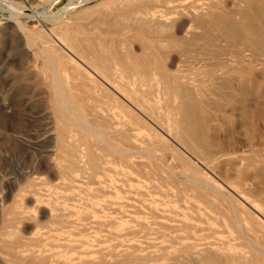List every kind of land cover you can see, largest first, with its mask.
<instances>
[{"label": "rangeland", "instance_id": "obj_1", "mask_svg": "<svg viewBox=\"0 0 264 264\" xmlns=\"http://www.w3.org/2000/svg\"><path fill=\"white\" fill-rule=\"evenodd\" d=\"M200 1L203 2V0H196V3H200ZM165 3L167 4V0H0V264H49L50 261H51L50 262L51 264H97V263L98 264H108V263L109 264H116V263H118V264L119 263H121V264H130V263L131 264H147V263H149V264H169V263L174 264V263H180L181 259L184 260L183 257H181V256L187 255L191 251L194 252L196 250H201L203 247L206 248L207 246H210V245H218L219 244L220 246H223L226 244L227 238L221 237L218 235L216 238V234H214L210 229V228L216 229V230L225 229V231L227 230L226 227H224V226H226V225H224L225 223H223L221 221V219H219L216 216V214L213 215L214 212L212 211V207H211L212 201L214 200L215 202L214 201L213 202L217 203L218 199L220 201V203H218V204L219 205L223 204V205H221V207L223 209L229 206V204L227 202H225L226 200H223L220 197H218V196H221V194H222L221 191L228 193V196L232 197L231 207L243 219V223H244L245 227L247 229H250V230L255 229V228L258 229L257 222L253 218V217H256L254 213H256L257 211H254L253 209H251L249 207V205L245 202H244V204H240V203L238 204V202L233 199V197L234 196L237 197V195L231 191L227 192V190L222 188V186H219V183L222 185H224V183H228V184L230 183L231 185L235 186L237 188V190L239 188V191L241 188L240 185L248 184L246 186H243V187H245L244 191H243V187L241 188L242 191L245 193L247 192V194L249 196H251V199L252 198H253V200L257 199L258 203L262 199L264 200V172L261 174L262 177H259V175L256 176V169L260 166H264V156L261 154V155L253 157V156H251V154L249 152H246V153L241 152V149L242 150L247 149L246 144L248 141V137L254 138V136L256 134H258L260 136V133H261L262 136H260V137H258V135H256V136H257V138H261L260 140H262V139L264 140V137H263L264 136V125H263L264 124L263 123V121H264L263 120V117H264V75H263L262 71H260V70L258 71V73L256 75L251 76L247 80L246 86L247 87L250 86V88L249 89L247 87H245V88H247L246 91L248 90L247 93H251L252 91H254V93L256 94V95L253 94V92L251 94L255 100L258 99L257 101L259 103V104H257V102L255 101L254 108L258 107L257 108L258 113H256L257 109H255L256 111L255 110L254 111H255V114H257L256 118L258 119V117L262 116V119L259 118L258 119L259 122L258 121H255V122H257L259 124L261 123L262 125H259V124L257 125V123H255L253 121V124L254 123L255 124L254 125L252 124V125H253V127L254 126L256 127V128L254 127L255 129H253V132H252V129H249L248 131L246 129V131L243 130V132H245V134H243V132H241V130L238 128V126H236V121H235L236 118H234V116H230L228 118H225L224 121L222 120L220 123L223 127L222 128L223 131L220 132V134H219L220 146H222L221 148H224V149L227 148L225 150L226 152H228L229 151L228 149H230L229 152H232V150L235 147L234 150L239 151V152L237 151L236 154L231 153V154H229V156L228 155H221L218 158H215L214 156H208V158L204 159V157L202 158L203 155L201 156V153L197 152V154L195 153V156H194V154L192 152H196V151H194L193 149H189L186 146H183L179 141H176V140L171 139L169 137H167L168 139H165L164 137L161 139V136L158 135V136H160L159 140H158L157 136L155 137L154 134H151L150 135L151 138L154 136L151 139L150 136L146 134L147 131L145 129L141 130V132H139V133L137 132L136 142L138 143L139 139H140V142L138 143L139 146L141 148H145L147 150L149 149L148 151H150V152L143 151L145 149L135 150L132 148V143L130 141H128V139H125L122 136V134H124L123 131L126 128V119L124 117H119L120 119H116L115 120L116 122L114 121V124L116 125V123H117V125H118V126L114 125V130H113V128L106 129V127L101 126V125H99V128L101 129V127H102L103 129H101V130L108 132V137L110 138L112 143L115 144L114 145L115 147H117V148H121V147L122 148H128V149H130L129 150L130 154L126 153L124 155V154H118V153H115V152L113 153V152L109 151V149H107L103 143L98 141L96 138H95L96 139L95 140L93 136H91L93 139L91 137L87 138L88 135L86 136V133L82 132L83 130H85L83 126H80L81 129H78L79 126H77L76 123L75 124L71 123L70 121L68 124L69 126L67 125V131H66L67 136H65V143L67 146L65 151H66V155L67 156L69 155L68 156L69 158L66 155H64L65 152L62 153V150L59 149V137H57L58 134H56L58 132L57 131V122L58 121H57L56 111H55L54 105L52 103V98H51L52 97V92H51L52 86L50 84H52V79H51V74L49 73V71L47 70V68L43 62V55L40 52V49L42 47H44L49 52V54L51 56L55 57L58 60V62H60V65H62V68L64 67L67 70V73H66L65 78H64V84H65L66 88L68 89L70 99L73 100V102L75 104L77 114L80 117H83L85 115L90 121L100 120L96 116V114L94 113V110L92 109V107H93L92 103L90 101H88V102L85 101V100H87L89 94L85 88L86 87L85 86L86 80L84 78V73L82 71L76 70L74 68V65L67 62L68 61L67 54L63 53L60 49H58L55 46V44L57 43V41L55 40V33L57 35H59L60 37H63V39L66 38L65 42H68V44H70L72 46H77L78 44H79L78 46H80V45H84V46L98 45L101 47H108L109 46V48H113V49H118V50L124 49V50H127L129 52L133 51L132 53H136V52L139 53V51L141 50L140 48H141L142 43H143L142 40H143V38L144 39L146 38L147 30L152 25L157 24L155 21V18L158 15V13L160 12V10L165 11V6H166ZM155 7H157V8H155ZM162 8H164V9H162ZM157 11H159V12L157 13ZM151 12L152 13L156 12V14L155 13L152 14ZM147 18H149V19H147ZM150 20H152V21H150ZM120 25H122V26H120ZM183 26H182V29L185 28V26L184 27ZM134 28H136L135 31L132 30ZM169 30L171 32L174 31L173 28H169ZM134 34H135V36H134ZM138 34H140V35L138 36ZM178 35L182 36L181 34H178ZM178 35H177V37H179ZM113 37H115L116 39ZM134 37L137 39V44L135 43L136 39H134ZM89 38H91V39H89ZM178 39H180V37ZM127 47H128V49H126ZM179 48H181V47H179ZM195 48L193 47L191 49V53H190L191 55H195V54L199 53L200 47L195 46ZM193 49H194V51H193ZM197 49H198V51H197ZM200 51H201V49H200ZM181 66L179 65V67H178L180 70L182 69L181 71L189 70L191 67L190 64H185V65H181ZM187 67H189V68H187ZM175 68H176L175 64L170 66V72L175 73L176 72ZM251 81L253 82V84H251ZM251 86H253V87H251ZM251 95H249V97ZM240 97H242V96H239V97L237 96L235 98V100L234 99L233 100L237 101ZM78 102H80V103H78ZM85 102H86V104H85ZM218 102L220 104L225 103L224 100H222V99H220ZM227 102H229V101H227ZM232 102L233 101H230V103H232ZM114 103L120 105V103H118V102H114ZM256 104H257V106H256ZM252 105L253 104H251V107H253ZM258 114H260L261 116L260 115L258 116ZM121 122L123 125L121 124ZM222 123H224L225 126ZM121 125L122 126L125 125V126L122 127ZM110 129H112V130L110 131ZM256 129L259 131H257ZM238 130L241 133L238 132ZM254 130H256V131H254ZM234 131H235V133H234ZM250 132L255 133L254 136H253V134L251 135ZM256 132H258V133H256ZM53 133L55 134V136L58 139L54 137ZM246 133H247V135H246ZM233 134H234V136H233ZM242 134H243V136H242ZM227 135L229 136V138L227 137ZM231 135H232V137H231ZM226 138L228 139L229 142L227 141ZM257 138H255V139H257ZM70 140H72V141H70ZM150 140L152 142H150ZM164 140H165V142H164ZM83 141L85 143H83ZM142 141H144V142L142 143ZM146 141L150 142V143H147ZM233 142H234V144H233ZM235 142H237V143H235ZM55 143H57V144H55ZM68 144L69 145L71 144L69 148H68V146H69ZM117 144H119L120 146ZM149 144H150V146H149ZM235 144L237 147L235 146ZM53 145H55V146H53ZM146 145H147V147H146ZM232 145H234V146L232 147ZM41 146H43V147H41ZM73 147H74V149H73ZM97 147H99V148H97ZM184 147H185V149H184ZM231 147L233 149H231ZM155 148H157V149H155ZM173 148H175V149H173ZM57 149L59 151L60 150L61 151L59 152ZM68 149L70 150V152L67 151ZM77 149H78V151H80V156L78 154L79 152L77 151ZM86 149H87V151H86ZM131 150H135V151H131ZM189 150H191L192 154L190 153ZM72 151H73V153H72ZM76 151H77L76 156H77L78 160H76L77 158L73 159V157H76V156H73V154L76 153ZM84 151L87 152L88 154L87 153L85 154ZM136 151H139L140 153L136 152ZM141 151H142V154H141ZM81 153L84 155H89L88 156L89 160H88L87 156H84V155L82 156ZM134 153H135V155H134ZM62 154H63V156H62ZM146 154H148V155H146ZM59 155H60V157H59ZM104 155H106V156H104ZM149 155L152 156V159H154V160H152ZM240 155L243 157L242 159L239 158ZM98 156H100V158H98ZM187 156H188V158L186 159ZM199 156H201V159H203V161L199 158ZM83 157H85V158H83ZM107 157H109V158H107ZM101 158H102V160H101ZM133 158H136V159H133ZM157 158H158V160H157ZM85 159L87 160V162L88 161H90V162H88L87 164H84V161L86 163ZM105 159L107 161H109L110 164L113 162H116V164L115 163L112 164L114 169H115L114 172H108L107 170L104 169L105 167H104L102 162L106 161ZM110 159L112 161H110ZM72 160H76L77 162L76 161H75L76 163L72 162ZM98 160L101 161V163H99ZM120 160L122 162H119ZM206 160H209V161L206 162ZM210 160H211V162H210ZM81 161L83 162V164L81 163ZM158 161H159V163H158ZM91 162H93V164H91ZM118 162H119V164H118ZM62 163H64L63 165L66 164L65 165L66 167L63 166ZM207 163H208V167H207ZM51 164L52 165L56 164V165H55V167H54V165H53V167H51L52 166ZM78 164L80 166L82 165V167H80ZM141 164L143 165V167ZM60 165H62V167L65 169V173L63 171L64 169L62 167H60ZM94 165L96 167H94ZM124 166L127 168H125ZM166 166H168V167H166ZM56 167H57V169H56ZM90 167H91V169L93 168V170L95 172L92 171L90 169ZM131 167H132L133 171L131 170ZM71 168H73L72 171H71ZM82 168L83 169L87 168L88 171L86 169L83 170ZM99 168H100V171H99ZM101 169L105 172L107 171L108 173H110V175L114 174V180L116 179V181H114V187L116 186L117 182H118V184H122V182L127 178L126 177L127 174L128 175L130 174V176L132 175V177H139V178H141V176H142V178H144L143 181L145 182V185L147 186L146 188L148 189L147 190L145 188L143 191L142 197H143L144 201L146 202V200L148 201V200L153 199V198L164 201L165 203H167V204H165V208L167 209L168 212L165 211L163 213H159V212L156 213V212L152 211L153 214L154 213L156 214V215L154 214V216H153L152 212L150 210H148L147 208L142 207L143 209L141 208V209H139V211L135 209V211H134L133 208H132L133 209L132 210L131 208L126 207L127 209L133 211V214H132L133 218H134L133 221L131 220V217H128V215H125L126 217L124 215H122L118 211L116 206H114V209H115L114 210L115 212H114L113 209L110 208L108 206V204H106L107 202L105 200L109 199V198L110 199L115 198L114 200H116L118 194L120 195L119 197H122V196H124L125 193L120 192L119 190L117 191V189H115L116 187L114 188V191L112 188H108L107 182L104 183V177H101V174L103 176V173H105V172H102ZM126 169L128 170L127 172H125ZM79 170H80V172H79ZM118 170L120 171V173ZM240 170H242V174L240 173L241 175L239 174ZM81 171H85L88 173V175L83 176V177H85L84 179L81 176L83 174H87V173H85V172L81 173ZM160 171L163 173H161ZM66 172H67V174H66ZM98 172H100L101 174ZM172 172H174V173H172ZM236 172L238 175L236 174ZM58 173H60V174H58ZM74 173H77V174H75L76 176L74 175ZM97 173H98V175H97ZM121 173L125 176L124 177L125 179L122 177L123 175H121ZM135 173H136V176H135ZM147 173H149L150 175ZM183 173H185V174H183ZM254 173H255V177H254ZM65 174H66V176H65ZM80 174H82V175L80 176ZM186 174H187V176H186ZM89 175L91 176V179H90ZM119 175H121V176L119 177ZM252 175L254 177L253 179H251ZM86 176H87V180H85ZM237 176H239V178ZM241 176L243 178H241ZM249 176L251 177L250 178L251 182H249L250 181ZM121 177L123 178L122 180H120ZM149 177H150V179H148ZM187 177H188V179H187ZM8 178H9V180H8ZM32 178H36V180L39 178L40 181H36L35 179H32ZM64 178H65V180H64ZM46 179L49 181H47ZM152 179H154V181H152ZM237 179H239V180H237ZM242 179H244V180H242ZM245 179H246V181H245ZM14 180H15V182H14ZM67 180L68 181L71 180V181L67 182ZM95 180L101 181L103 185L106 184L105 188H106V190H108L107 191L108 195L106 194V190H105V192L103 190L101 193V190L100 189L98 190V188H96L97 186H96V184H94ZM32 181H33V183H32ZM74 181L76 183H74ZM119 181H122V182H119ZM237 181H238V183H237ZM240 181H242L243 184H241ZM36 182L38 183L39 187H37L38 185L36 184ZM61 182H62V184H61ZM70 182H72L73 184ZM84 182H86V183L89 182L90 184L85 183V185H84L83 184ZM194 182H196V183H194ZM19 183H21V184H19ZM30 183H31V185H30V187H28ZM40 183H42V184L40 185ZM54 183H56V185ZM153 183H154V186H153ZM59 184H61V185H59ZM64 184H66V185H64ZM77 184H78V186H75ZM158 184H159V186H158ZM169 184H171V185H169ZM249 184L252 185V187L249 186ZM163 185H164V187H163ZM215 185H216V187L219 186L218 189L220 191L216 192V190L213 188ZM54 186H56L57 188ZM73 186H74V188H73ZM82 186H84V187L87 186V187L84 188ZM149 186H150V189H149ZM210 186H212V187H210ZM237 186H239V187H237ZM31 187L35 188L36 190L30 189ZM58 187H60V188L58 189ZM65 187H67V189H65ZM76 187L78 188L77 191H76V189H77ZM209 187L211 189H209ZM40 188H41V190H39ZM153 188L154 189L156 188L155 189L156 192L154 191ZM51 189H53V190H51ZM83 189H84V191H83ZM85 189L87 192H85ZM91 189H92V191H91ZM151 189L153 191H151ZM213 189L215 191H212ZM245 189H246V191H245ZM43 190L47 191V193L45 191L43 192ZM59 190H61V191H59ZM169 190H170L171 194H168V193H170ZM99 191H100L101 195L97 194V192L99 193ZM110 191H113L115 195L114 194H113V196L111 195L113 192L110 193V195H109ZM175 191H177V193ZM256 191L258 193H256ZM34 192H35V194H34ZM52 192H54V193H52ZM74 192H76V193H74ZM118 192H120V193H118ZM157 192L159 194L161 193L160 196ZM164 192L168 196L165 195ZM218 192H220V193H218ZM78 193H80V194H78ZM82 193H84V195ZM152 193H155V194H152ZM178 193H180L181 195ZM46 194L51 196V202H47L48 205L46 203L45 204L42 203L39 207H36V206L34 207L33 205L36 204V203H34L35 202V195L41 196V195H46ZM76 194L79 196H77ZM104 194H106V195H104ZM121 194H123V195H121ZM229 194H231V195H229ZM93 195H94V197L96 196L95 200L91 198V197H93ZM175 195H178L179 200H178L177 196H175ZM215 195L217 196L218 199H215L216 198ZM253 195L255 196V198ZM151 196H152V198H151ZM69 197H70V199H69ZM99 197H104V199H102V198L100 199ZM135 197L143 200L141 195L135 196ZM163 197H167V198H163ZM72 198L74 199L73 202H71L73 200ZM201 198H202V201H201ZM259 198H260V200H259ZM79 199L81 200V202L79 201ZM167 199L169 200L168 202H167ZM173 199H175V200H173ZM195 199H197V200L195 201ZM77 200L79 202H77ZM100 200L103 202H101ZM13 201H14V204H13ZM22 201H25V202H22ZM15 202H17V203H15ZM190 202H192V203H190ZM63 203H64V205H63ZM66 203L69 205H73V204L74 205L72 207L71 206L69 207V205H65ZM81 203H83L82 204L83 206L80 205ZM173 203H175V204H173ZM187 203H188V205H186ZM209 203H211V204L209 205ZM224 203H225V205H224ZM16 204L23 207V208L25 207V209L28 211L29 214L26 213L25 215H19V214L13 213L12 208ZM88 204L90 205V207L88 206ZM95 204H97L99 206H97ZM176 204H177V207H175ZM77 206H78V208H77ZM91 206H92V209H91ZM156 206L161 207L158 204V202H155V204L154 203L152 204V207H156ZM235 206H238V207H235ZM51 207L53 208V211H52ZM100 207H102V208H100ZM167 207H170V208H167ZM171 207H172V210H174V211L170 210ZM204 207H206L207 210ZM33 208H35L36 210ZM54 208L56 209V211ZM58 208L61 210H58V212H57ZM98 208H100V209H98ZM179 208L181 211L179 210ZM110 209H112V210H110ZM144 209H146V210H144ZM11 210H12V212H11ZM92 210H94V211H92ZM97 210H99L98 213H97ZM104 210H107V211L105 212ZM169 210L172 213L175 212L174 215ZM199 210H200V212H199ZM240 210L242 213L240 212ZM251 210H252V212H251ZM48 211H49V213H48ZM61 211H64V212H61ZM193 211H195V212H193ZM51 212H54L56 214V217L55 216L51 217L52 216ZM138 212H140L142 215H140V213H138ZM68 213L70 214V216ZM149 213L152 215H150ZM176 213H177V215H176ZM226 213H229V212H226ZM71 214H73L72 217H71ZM118 214H120L121 216ZM178 214L181 216L184 214L183 216L185 218L183 216L182 217L179 216ZM185 214L189 215V217L186 216ZM256 214L259 215L258 212ZM62 215L63 216L66 215L67 218L63 217ZM117 215H118V217H117ZM135 215H137V216H135ZM157 215L159 217H156ZM194 215L196 217H194ZM206 215L210 219L205 217ZM105 217H109V218H105ZM161 217L163 219L166 218L168 220H166V219L163 220ZM56 218H58L59 220ZM63 218L66 221L61 220ZM142 218H143V220H142ZM174 218H175V222H173ZM189 218H192L191 219L192 221H190ZM76 219H77V221H76ZM193 219L196 221H194ZM122 220L123 221L125 220V221L123 222ZM169 220L170 221L172 220L173 223L172 222L169 223ZM67 221H68V223H67ZM105 221L106 222L109 221L107 223V226H104V225H106ZM216 221L218 222V224ZM64 222H66V223H64ZM199 222H201V223L198 224ZM212 222H213V224L211 226ZM90 223H93V224H90ZM100 223H104V224L102 225ZM112 223H113V225H112ZM182 223H183V225H182ZM184 223H185V225H184ZM50 224H52L53 226ZM76 224H78V226ZM86 224H87V226H86ZM136 224L138 227H135ZM145 224H147V225H145ZM69 225H70V227H69ZM92 225L97 228L96 231H98V233H96V234H98V235H103L105 233L108 234V232L109 233L111 232V233L115 234L114 237H116V236L118 237V238L117 237L111 238L109 243H108V241L106 242L107 246L112 247L114 245L113 246L114 248L112 247V249H111L113 251L112 254L115 253L114 257L111 254H106L107 257L104 256V258L101 257L102 259L98 258L94 262H89L88 261L89 257H87L86 255H82V256H80V258H78V260L75 259L73 262L69 263L68 261L71 260L72 258H74L76 256L75 255L76 253H74L75 250L71 251V250L65 249L64 247L59 246V243L61 242L60 241L61 238H63L64 236H67L66 233L68 232V234L69 233L74 234V235L73 234L71 235L73 238L84 239L87 237V234H88L87 232L92 230V228H91ZM148 225L149 226L152 225L151 228ZM180 225L182 226V228H179ZM192 225H193V227H191ZM206 225H207L208 229L206 228ZM81 226H83V227H81ZM140 226H141V228H140ZM145 226L147 228H144ZM184 226H187V227H184ZM108 227H111V228H108ZM189 227H190V229H189ZM87 228L88 229L90 228V230H88ZM170 228H172V229H170ZM76 229H78V230L82 229L81 230L82 232H79L80 230L78 231ZM112 229H114V230H112ZM156 229L159 231H157ZM165 229L166 230L168 229V230L166 231ZM84 230L86 233L84 232ZM188 230H190V231H188ZM196 230H198V231H196ZM208 230H210V231L208 232ZM50 231H52V232L55 231V232L52 233ZM56 231H59V232H56ZM143 231H146V232H143ZM176 231H177V233H176ZM64 232H65V234L63 235L62 233H64ZM170 232L171 233L175 232V233L171 234ZM186 232L189 233V235ZM196 232H198V233H196ZM210 232H212V233H210ZM226 232H228V230ZM100 233H102V234H100ZM123 233L126 235H124ZM43 234H46V235L43 236ZM131 234H133V235H131ZM137 234H140V235H137ZM147 234L149 236L150 235H152V236L149 237V236H147ZM134 235H137V236H134ZM141 235H143V238L140 237ZM202 235L205 237H203ZM207 235H208V238H207ZM178 236H180V237H178ZM210 236H213L214 239H213V237L210 238ZM247 236L250 238V240L252 241V243L254 245L259 240L256 237H251L252 236L251 231L248 232ZM160 237H161V239H158ZM230 237H231V239H229L230 241L227 243L228 245H230V252L235 253V254H238L237 252H239V254L243 255L244 259H242V260H244L245 264H264V262H262V261H264V258L262 256L255 254L254 249L252 247V244L245 237L243 238L239 234H236V233H234ZM128 239H130L131 241ZM132 239H133V242H132ZM169 239L170 240L172 239V240L170 241ZM175 239H176V241H175ZM203 239H205V241ZM215 239H217L218 241H216ZM41 240L43 242L44 241L45 242L43 243ZM144 240H145V242H143ZM220 240L224 241V242H221ZM162 242H163V244H162ZM178 242H179V246H178ZM202 242H203L204 246L202 245ZM205 243H208V244H205ZM222 243H223V245H222ZM134 244L135 245L139 244V245L135 246ZM147 244H148V247H147ZM190 244H191V246H190ZM195 245H197L198 247ZM234 245H235V247H234ZM238 245H239V247H238ZM45 246H47V247H45ZM127 246H128V248H127ZM129 246H131L132 249L129 248ZM134 247H136V248H134ZM61 248H63V249H61ZM179 248H181V249H179ZM183 249H184L185 253L183 251H181ZM240 249H242L243 251H241ZM120 251L122 253H120ZM68 252H69V254H68ZM125 252L132 254V255L140 254L142 257H138V258L137 257L133 258L132 256H126L125 257V255H124ZM139 252H142V253H139ZM169 253H170V255H169ZM249 253H251L250 254L251 258H250V255L248 256ZM165 254L168 256H165ZM164 256H165V258H164ZM179 256H180V258H179ZM130 258H133L134 260L130 259ZM147 258L149 261L147 260ZM176 258H178V260ZM199 258H200V256H199ZM208 258H210V259H208ZM208 258H204L203 256H201L200 264H216L213 257L211 258L210 256H208ZM247 258H248V260H247ZM140 259L141 260L144 259V261L143 260L141 261ZM250 259H252L253 261ZM131 260H133V261H131ZM158 260H160V261H158ZM38 261H40V262H38ZM86 261H87V263H86ZM163 261H166V262H163ZM56 262H58V263H56ZM212 262H214V263H212Z\"/></svg>", "mask_w": 264, "mask_h": 264}, {"label": "bare ground", "instance_id": "obj_2", "mask_svg": "<svg viewBox=\"0 0 264 264\" xmlns=\"http://www.w3.org/2000/svg\"><path fill=\"white\" fill-rule=\"evenodd\" d=\"M165 2V1H164ZM199 2V1H198ZM150 3V2H149ZM163 3V2H162ZM166 4V3H165ZM160 7V6H159ZM163 7V6H162ZM157 8V7H155ZM164 9V8H162ZM159 11H157L158 13ZM152 13V12H151ZM156 14V12H154ZM152 13V14H154ZM144 14V13H143ZM151 14V15H152ZM149 16V15H148ZM153 17V16H152ZM108 19V18H107ZM131 19V18H130ZM149 19V18H147ZM121 20V19H120ZM152 21V20H150ZM155 21L157 24L152 25L149 27V29L146 32V38H143V43L141 46V50L139 53H132L127 50H118L108 47H101L98 45L95 46H72L68 44L66 41V38L63 39V37H60L55 33V40L57 43L55 46L60 49L63 53L67 54L68 61L72 65H74V68L78 71H82L84 73V78L86 80L85 88L88 91V98L85 101H90L92 103V109L94 110V113L100 120H92L90 121L85 115L83 117H80L76 112V107L73 102V100L69 97L68 89L66 88L64 84V78L67 73V70L62 68V65H60V62L58 60L51 56L49 52L42 47L40 49V52L43 55V62L51 74L52 79V103L54 105L56 115H57V133L59 137V149L62 150V153L66 155V143H65V136L67 131V125L69 124V121L71 123H76L77 126H79L78 129H81L80 126H83L85 130H81L82 132L86 133L87 138L93 136L94 139L96 138L98 141L104 144V146L109 149L111 152H115L118 154H126L129 153L128 148H117L115 147L114 143L110 140L108 137V132L101 130L99 128V125L106 127V129L113 128L114 130V121L116 119H120L119 117H124L126 119V128L123 131L124 134L122 136L125 139H128L132 143V148L137 149H145L141 148L139 146V142H136V134L137 132H141V130L145 129L147 131V135L154 134L155 137L157 136V139L159 140V137L161 136V139L164 137L165 139H168L167 137L174 139L176 141H179L183 146H186L189 149H193L196 152H192L195 156V153H201L202 158H208V156H214L215 158H218L221 155H228L233 153L236 154L238 150H234L232 148L234 145H232L231 149L232 152L229 151L226 152L224 148H221L220 146V139L219 134L222 132V125L220 124L221 121L225 118H228L230 116H234L236 121V126L241 130V132L247 131L249 129H255L253 125L258 121L259 118H256L254 103L255 101L258 103V99H254L252 97L254 91L251 93H247L246 89L250 88L246 86L247 80L258 73V71H262L264 75V0H203V2L200 1V3H196V0H167V4L165 6V11H161L158 13V15L155 18ZM185 26L184 29H182V26ZM122 26V25H120ZM183 26V27H184ZM123 28V27H122ZM169 28H173L174 31H170ZM126 29V28H125ZM136 28L132 29L135 31ZM116 31V30H115ZM141 31V30H140ZM143 31V30H142ZM113 32V31H112ZM117 32V31H116ZM145 32V31H144ZM135 33V32H134ZM104 34V33H103ZM143 34V33H142ZM145 34V33H144ZM178 34H181L182 36H179ZM105 35V34H104ZM140 34H138L139 36ZM177 35L180 37H177ZM135 36V34H134ZM115 38V37H113ZM131 38V37H130ZM91 39V38H89ZM116 39V38H115ZM128 39V38H127ZM134 39H136L134 37ZM84 40V39H83ZM94 40V39H93ZM139 40V39H138ZM73 42V41H72ZM78 42V41H77ZM139 42V41H138ZM79 43V42H78ZM137 44V39L136 42ZM141 43V42H140ZM82 44V43H81ZM90 44V43H89ZM99 44V43H98ZM135 44V45H136ZM87 45V44H86ZM106 45V44H105ZM108 45V44H107ZM141 45V44H140ZM139 45V46H140ZM103 46V45H102ZM114 46V45H113ZM195 46H199V53L195 55H191V49ZM111 47V46H110ZM117 47V46H116ZM181 47V48H179ZM197 48V47H196ZM195 48V49H196ZM128 49V47L126 48ZM197 49V51H198ZM138 50V49H137ZM194 51V49H193ZM196 51V50H195ZM67 58V57H66ZM176 66L175 73L170 72V66L174 65ZM190 64L191 67L189 70L181 71L178 67L179 65H185ZM182 67V66H181ZM189 68V67H187ZM72 70V69H71ZM172 70V69H171ZM78 77V76H77ZM249 84V83H248ZM251 84L253 82L251 81ZM82 87V86H81ZM247 87V88H245ZM253 87V86H251ZM247 97H246V96ZM249 95H251L249 97ZM256 95V94H255ZM240 97L237 101H234L236 97ZM222 99L224 100V104H220L218 101ZM234 99V100H233ZM77 100V99H76ZM51 101V100H50ZM83 101V100H82ZM229 101V102H227ZM230 101H233L230 103ZM114 102H118L119 104H116ZM227 102V103H226ZM80 103V102H78ZM86 104V102H85ZM90 104V103H89ZM251 104H253L251 107ZM256 104V106H257ZM79 108V107H78ZM85 108V107H84ZM254 108V109H253ZM255 110V111H254ZM84 111V110H83ZM79 112V111H78ZM86 112V111H85ZM258 113V109L257 112ZM232 118V117H231ZM12 119V118H11ZM15 119V118H14ZM123 119V118H122ZM260 119V120H261ZM234 120V119H233ZM264 120V117H263ZM5 121V120H4ZM10 121V120H9ZM253 121L255 122L253 124ZM16 122V121H15ZM56 122V121H55ZM116 122V121H115ZM262 122V121H261ZM32 123V122H31ZM35 123V122H34ZM41 123V122H40ZM264 123V121H263ZM26 124V123H25ZM79 124V125H78ZM122 124V122H121ZM224 125V123H222ZM253 124V125H252ZM259 123H257L258 125ZM24 125V124H23ZM44 125V124H43ZM117 125V123H116ZM115 125V126H116ZM123 125V124H122ZM121 125V126H122ZM259 125H262L261 123ZM264 125V124H263ZM15 126V125H14ZM25 126V125H24ZM69 126V125H68ZM74 126V125H73ZM118 126V125H117ZM125 126V125H124ZM122 126V127H124ZM225 126V125H224ZM46 127V126H45ZM52 127V126H51ZM20 128V127H19ZM22 128V127H21ZM28 128V127H27ZM121 128V127H120ZM259 128V127H258ZM17 129V128H16ZM122 129V128H121ZM8 130V129H7ZM73 130V129H72ZM112 129H110L111 131ZM237 130V129H236ZM235 130V131H236ZM257 130V129H256ZM254 130V131H256ZM119 131V130H118ZM234 131V133H235ZM259 131V130H257ZM23 132V131H22ZM115 132V131H114ZM238 132H240L238 130ZM240 132V133H241ZM231 133V132H230ZM251 133V132H250ZM258 133V132H256ZM54 134V133H53ZM71 134V133H70ZM245 134V132H243ZM242 134V136H243ZM255 133H251V135ZM26 135V134H25ZM52 135V134H51ZM90 135V136H89ZM160 135V136H158ZM247 135V133H246ZM258 135V134H256ZM248 137V141L246 144L247 149L242 150L241 152H249L251 156L255 157L258 155L264 156V140H260L261 138H257V136ZM27 136V135H26ZM145 136V135H144ZM153 136V135H152ZM234 136V134H233ZM245 136V135H244ZM260 136L261 133H260ZM258 135V137H260ZM50 137V136H49ZM54 137L57 138L54 134ZM69 137V136H68ZM67 137V138H68ZM154 137V136H153ZM152 137V138H153ZM229 138V136L227 135ZM232 137V135H231ZM264 137V136H263ZM32 138V137H31ZM92 138V137H91ZM143 138V137H142ZM151 138V136H150ZM151 138V139H152ZM247 138V137H246ZM257 138V139H255ZM58 139V138H57ZM81 139V138H80ZM93 139V138H92ZM95 139V140H96ZM227 139V138H226ZM25 140V139H24ZM29 140V139H28ZM82 140V139H81ZM146 140V139H145ZM144 140V141H145ZM230 140V139H229ZM57 141V140H56ZM72 141V140H70ZM77 141V140H76ZM88 141V140H87ZM114 141V140H113ZM142 141V143L144 142ZM154 141V140H153ZM157 141V140H156ZM161 141V140H160ZM163 141V140H162ZM173 141V140H172ZM226 141V140H225ZM228 141V139H227ZM49 142V141H48ZM55 142V141H54ZM147 142V141H146ZM150 142H152L150 140ZM147 142V143H150ZM165 142V140H164ZM229 142V141H228ZM38 143V142H37ZM52 143V142H51ZM50 143V144H51ZM68 143V142H67ZM83 143H85L83 141ZM129 143V142H128ZM223 143V142H222ZM237 143V142H235ZM57 144V143H55ZM234 144V142H233ZM42 145V144H41ZM69 145V144H68ZM71 145V144H70ZM68 146V148L70 147ZM119 145V144H117ZM160 145V144H159ZM224 145V144H223ZM231 145V144H230ZM49 146V145H48ZM55 146V145H53ZM57 146V145H56ZM79 146V145H78ZM83 146V145H82ZM88 146V145H87ZM94 146V145H93ZM99 146V145H98ZM120 146V145H119ZM118 146V147H119ZM124 146V145H123ZM150 146V144H149ZM162 146V145H161ZM227 146V145H226ZM236 146V144H235ZM11 147V146H10ZM43 147V146H41ZM45 147V146H44ZM127 147V146H126ZM147 147V145H146ZM179 147V146H178ZM237 147V146H236ZM245 147V148H246ZM46 148V147H45ZM56 148V147H55ZM86 148V147H85ZM99 148V147H97ZM167 148V147H166ZM181 148V147H180ZM186 148V149H187ZM74 149V147H73ZM72 149V150H73ZM82 149V148H81ZM154 149V148H153ZM157 149V148H155ZM175 149V148H173ZM185 149V147H184ZM238 149V148H237ZM19 150V149H18ZM58 150V149H57ZM60 150V151H61ZM93 150V149H92ZM96 150V149H95ZM98 150V149H97ZM131 150V151H135ZM149 150V149H148ZM147 149L143 151H148ZM5 151V150H4ZM55 151V150H54ZM59 151V150H58ZM59 151V152H60ZM70 152V150H67ZM74 151V150H73ZM72 151V153H73ZM78 151V149H77ZM76 153L73 154V156H76ZM87 151V149H86ZM183 151V150H182ZM191 153V150H189ZM58 152V153H59ZM67 152V153H68ZM75 152V151H74ZM80 156V151H78ZM85 152V151H84ZM139 152V151H136ZM135 152V153H136ZM150 152V151H148ZM147 152V153H148ZM239 152V151H238ZM8 153V152H7ZM83 153V152H82ZM81 153V154H82ZM87 152H85L86 154ZM112 153V154H113ZM134 153V155H135ZM140 153V152H139ZM144 153V152H143ZM146 153V152H145ZM191 153V154H192ZM9 154V153H8ZM7 154V155H8ZM18 154V153H17ZM69 154V153H68ZM88 154V153H87ZM100 154V153H99ZM103 154V153H102ZM107 154V153H106ZM142 154V151H141ZM151 154V153H150ZM155 154V153H154ZM23 155V154H22ZM58 155V154H57ZM61 155V154H60ZM59 155V157H60ZM84 154H82L83 156ZM123 155V156H124ZM148 155V154H146ZM145 155V156H146ZM199 155V154H198ZM197 155V156H198ZM28 156V155H27ZM63 156V154H62ZM67 156V155H66ZM69 156V155H68ZM67 156V157H68ZM72 156V157H73ZM78 156V157H79ZM89 156V155H84ZM106 156V155H104ZM122 156V155H121ZM150 156V155H149ZM185 156V155H184ZM201 156L199 158L201 159ZM30 157V156H29ZM66 157V158H67ZM71 157V156H70ZM103 157V156H102ZM115 157V156H114ZM141 157V156H140ZM144 157V156H143ZM180 157V156H179ZM223 157V156H222ZM227 157V156H226ZM14 158V157H13ZM26 158V157H25ZM64 158V157H63ZM69 158V157H68ZM77 158L73 157V159ZM85 158V157H83ZM94 158V157H93ZM92 158V159H93ZM100 158V156H98ZM106 158V157H105ZM109 158V157H107ZM129 158V157H128ZM152 159V156H150ZM188 156L186 157V159ZM198 158V159H199ZM211 158V157H210ZM213 158V157H212ZM240 159L243 157L240 155ZM29 159V158H28ZM136 159V158H133ZM156 159V158H155ZM182 159V158H181ZM199 159V160H200ZM78 160V158L76 159ZM76 160H72V162H75ZM86 160V159H85ZM89 160V157H88ZM94 160V159H93ZM100 160V159H99ZM98 160V161H99ZM102 160V158H101ZM106 160V159H105ZM128 160V159H127ZM126 160V161H127ZM154 160V159H152ZM158 160V158H157ZM179 160V159H178ZM203 161V159H201ZM40 161V160H39ZM71 161V160H70ZM95 161V160H94ZM110 161H112L110 159ZM160 161V160H159ZM158 161V163H159ZM167 161V160H166ZM209 160H206V162ZM215 161V160H214ZM54 162V161H53ZM64 162V161H63ZM77 162V161H76ZM75 162V163H76ZM90 162V161H88ZM86 160V163L84 161V164L88 163ZM119 162H122L121 160ZM118 162V164H119ZM211 162V160H210ZM71 163V162H70ZM83 164V162L81 161ZM101 163V161H99ZM104 165V169L108 172H114L113 163L116 164V162H113L110 164L109 161L102 162ZM125 163V162H124ZM202 163V162H201ZM43 164V163H42ZM60 164V163H59ZM64 163H62L63 165ZM93 164V162H91ZM133 164V163H132ZM163 164V163H162ZM171 164V163H170ZM204 164V163H203ZM212 164V163H211ZM30 165V164H29ZM47 165V164H46ZM52 165V164H51ZM54 165V164H53ZM53 165L51 167H53ZM56 165V164H55ZM54 165V167H55ZM60 165V167H62ZM66 165V164H65ZM63 165V166H65ZM68 165V164H67ZM79 165V164H78ZM90 165V164H89ZM101 165V164H100ZM142 165V164H141ZM69 166V165H68ZM80 166V165H79ZM102 166V165H101ZM118 166V165H117ZM126 166V165H125ZM124 166V167H125ZM169 166V165H168ZM166 166V167H168ZM172 166V165H171ZM37 167V166H36ZM66 167V166H65ZM82 167V165L80 166ZM87 167V166H86ZM94 167H96L94 165ZM123 167V166H122ZM130 167V166H129ZM135 167V166H134ZM143 167V165H142ZM145 167V166H144ZM177 167V166H176ZM208 167V163H207ZM24 168V167H23ZM63 168V167H62ZM103 168V167H102ZM127 168V167H125ZM146 168V167H145ZM148 168V167H147ZM172 168V167H171ZM237 168V167H236ZM11 169V168H10ZM55 169V168H54ZM57 169V167H56ZM64 169V168H63ZM68 169V168H67ZM73 168H71L72 171ZM83 169V168H82ZM87 170V168H84L83 170ZM91 169V167H90ZM124 169V168H123ZM168 169V168H167ZM170 169V168H169ZM25 170V169H24ZM59 170V169H58ZM76 170V169H75ZM92 171L93 168L91 169ZM102 170V169H101ZM131 170L133 171L132 167ZM176 170V169H175ZM183 170V169H182ZM27 171V170H26ZM32 171V170H31ZM44 171V170H43ZM65 173V169L63 170ZM70 171V172H71ZM78 171V170H77ZM88 171V170H87ZM97 171V170H96ZM100 171V168H99ZM105 172L102 170L103 176L101 174V177H104V183L107 182V187L112 188L114 191V188L119 190L120 192L125 193L124 196L119 197L118 194L117 199H106L108 206L110 208L114 209V206L118 209V211L122 215H128V217H131V220L133 221V209L135 211L143 208H147L151 212H168L165 208L164 201L158 200V199H150L144 201L142 194L144 189L147 187L145 185V182L143 181L144 178L139 177H132L130 174H127V178L125 179L124 175L122 177L125 179L122 184L116 183V186L114 187V174L110 175V173ZM119 171V170H118ZM128 170L126 169L125 172ZM144 171V170H143ZM148 171V170H147ZM173 171V170H172ZM241 171V172H240ZM239 171V174H242V170ZM10 172V171H9ZM20 172V171H19ZM23 172V171H22ZM75 172V171H74ZM80 172V170H79ZM85 172V171H81ZM95 172V171H94ZM122 172V171H121ZM130 172V171H129ZM137 172V171H136ZM150 172V171H149ZM161 172V171H160ZM159 172V173H160ZM183 172V171H182ZM264 172V166H260L256 169V176L259 175V177H262V173ZM13 173V172H12ZM17 173V172H16ZM45 173V172H44ZM61 173V172H60ZM58 173V174H60ZM87 173V172H85ZM93 173V172H92ZM91 173V174H92ZM97 173V175H98ZM120 173V171H119ZM131 173V172H130ZM146 173V172H145ZM163 173V172H161ZM174 173V172H172ZM181 173V172H180ZM4 174V173H3ZM63 174V173H62ZM67 174V172H66ZM65 174V176H66ZM77 173H74V175ZM95 174V173H94ZM99 174V175H100ZM149 174V173H147ZM185 174V173H183ZM237 174V172H236ZM240 174V175H241ZM11 175V174H10ZM64 175V174H63ZM69 175V174H68ZM79 175V174H78ZM82 174H80L81 176ZM83 174L81 177L84 179ZM119 175V177L121 176ZM138 175V174H137ZM150 175V174H149ZM152 175V174H151ZM156 175V174H155ZM238 175V174H237ZM76 176V175H75ZM79 176V177H80ZM90 176V175H89ZM88 176V177H89ZM95 176V175H94ZM118 176V175H117ZM136 176V173H135ZM187 176V174H186ZM251 176V175H250ZM249 176V180L250 177ZM14 177V176H13ZM69 177V176H68ZM74 177V176H73ZM96 177V176H95ZM99 177V176H98ZM121 177L120 180L123 178ZM239 178V176H237ZM255 177V173H254ZM252 175V178H254ZM5 178V177H4ZM23 178V177H22ZM62 178V177H61ZM66 178V177H65ZM64 178V180H65ZM70 178V177H69ZM81 178V179H82ZM116 178V177H115ZM158 178V177H157ZM156 178V179H157ZM165 178V177H164ZM192 178V177H191ZM194 178V177H193ZM241 178H243L241 176ZM240 178V179H241ZM35 179L36 178H32ZM60 179V178H59ZM91 179V176H90ZM93 179V178H92ZM150 179V177L148 178ZM155 179V180H156ZM188 179V177H187ZM196 179V178H195ZM194 179V180H195ZM248 179V178H247ZM9 180V178H8ZM23 180V179H22ZM44 180V179H43ZM47 180V179H46ZM58 180V179H57ZM61 180V179H60ZM77 180V179H76ZM75 180V181H76ZM87 180V176L86 179ZM94 180V179H93ZM170 180V179H169ZM192 180V179H191ZM190 180V181H191ZM226 180V179H225ZM239 180V179H237ZM244 180V179H242ZM255 180V179H254ZM34 181V180H33ZM32 181V183H33ZM36 181H40L39 178ZM49 181V180H47ZM59 181V180H58ZM71 181V180H69ZM67 180V182H69ZM74 181V183H76ZM83 181V180H82ZM92 181V180H91ZM118 181V180H117ZM154 181V179H152ZM246 181V179H245ZM15 182V180H14ZM42 182V181H41ZM54 182V181H53ZM87 182V181H86ZM84 182L83 184L85 185ZM90 182V181H89ZM86 184H90V183ZM148 182V181H147ZM168 182V181H167ZM199 182V181H198ZM224 182V181H223ZM251 182V180L249 181ZM48 183V182H47ZM72 183V182H70ZM80 183V182H79ZM82 183V182H81ZM93 183V182H92ZM91 183V184H92ZM170 183V182H169ZM196 183V182H194ZM201 183V182H200ZM238 183V181H237ZM241 184H243L242 181H240ZM239 183V184H240ZM246 183V182H245ZM21 184V183H19ZM38 185V183L36 182ZM42 183H40L41 185ZM45 184V183H44ZM56 185V183H54ZM62 184V182H61ZM59 184V185H61ZM73 184V183H72ZM94 184H96V188L98 190L102 191L106 190L105 185L102 184L101 181L95 180ZM172 184V183H171ZM169 184V185H171ZM258 184V183H257ZM31 183L28 187H30ZM47 185V184H46ZM53 185V184H52ZM66 185V184H64ZM69 185V184H68ZM149 185V184H148ZM225 185V186H224ZM224 185L219 183V186H222L227 192H233L237 195V197H233L235 201L238 202V204H244L247 203L251 209L254 211H257L259 213L255 214L256 217H253L256 222L258 229H247L243 223V219L240 217V215L234 211L231 207V199L232 197L228 196V193L222 192L220 197L223 200H226L229 204L228 207L222 208L219 199L217 203H214L212 201V211L214 212L213 215L216 214V216L221 219L223 223H225L224 227L228 230V232L225 231V229L222 230H216L211 229V231L221 237L227 238L226 244L220 246L218 245H210L206 248H202L201 250H196L194 252H189L187 255H183L184 260L181 259L180 263H174V264H200V258L203 256L204 258H208L210 256L211 258H214V261L216 264H245L243 255L232 253L230 252V245L227 243L231 239V235L234 233L239 234L241 237H245L251 244L254 249V252L256 255L262 256L264 258V200L260 201L258 203L257 199L253 200L251 199V196L247 194V192H243L244 188L243 186H246L248 184L240 185V187H243V191L240 188L237 190V188L230 183H224ZM12 186V185H11ZM34 186V185H33ZM36 186V185H35ZM44 186V185H43ZM71 186V185H70ZM69 186V187H70ZM75 186H78L75 185ZM154 186V183H153ZM156 186V185H155ZM159 186V184H158ZM162 186V185H161ZM168 186V185H167ZM216 185L213 187L216 192L220 191ZM249 186L252 187V185L249 184ZM39 187V185L37 186ZM41 187V186H40ZM46 187V186H45ZM56 187V186H54ZM81 187V186H80ZM84 187V186H82ZM87 187V186H86ZM84 187V188H86ZM164 187V185H163ZM166 187V186H165ZM212 187V186H210ZM209 187V189H211ZM239 187V186H237ZM16 188V187H15ZM42 188V187H41ZM41 188L39 190H41ZM57 188V187H56ZM60 187H58L59 189ZM74 188V186H73ZM77 188V187H76ZM152 188V187H151ZM13 189V188H12ZM26 189V188H25ZM35 189V188H30ZM67 189V187H65ZM70 189V188H69ZM95 189V188H94ZM147 189V188H146ZM150 189V186H149ZM154 189V188H153ZM156 189V188H155ZM154 189V191H155ZM207 189V188H206ZM212 191H215V190ZM247 189V188H246ZM245 189V191H246ZM249 189V188H248ZM36 190V189H35ZM38 190V189H37ZM53 190V189H51ZM78 188L76 189V191ZM97 190V191H98ZM148 190V189H147ZM160 190V189H159ZM22 191V190H21ZM45 190H43L44 192ZM61 191V190H59ZM71 191V190H70ZM69 191V192H70ZM82 191V190H81ZM84 191V189H83ZM92 191V189H91ZM108 190H106V194ZM113 191L109 192L112 193ZM116 191V190H115ZM151 191H153L151 189ZM158 191V190H157ZM33 192V191H32ZM36 192V191H35ZM34 192V194H35ZM47 193V191H45ZM49 192V191H48ZM63 192V191H62ZM79 192V191H78ZM85 192L86 189H85ZM94 192V191H93ZM96 192V191H95ZM118 192V193H120ZM156 192V191H155ZM170 192V190H169ZM177 193V191H175ZM26 193V192H25ZM28 193V192H27ZM54 193V192H52ZM65 193V192H64ZM63 193V194H64ZM67 193V192H66ZM71 193V192H70ZM76 193V192H74ZM151 193V192H150ZM158 193V192H157ZM175 193V194H176ZM205 193V192H204ZM220 193V192H218ZM256 193H258L256 191ZM11 194V193H10ZM40 194V193H39ZM62 194V193H61ZM69 194V193H68ZM80 194V193H78ZM84 195V193H82ZM97 194H100L97 192ZM104 194V195H106ZM114 192L111 194L113 196ZM117 194V193H116ZM155 194V193H152ZM159 194V193H158ZM161 194V193H160ZM159 194V196H160ZM165 194V192H164ZM168 194H171L168 193ZM173 194V193H172ZM180 194V193H178ZM77 195V194H76ZM103 195V194H102ZM115 195V194H114ZM123 195V194H121ZM143 200L135 197L140 196ZM146 195V194H145ZM151 195V194H150ZM167 195V194H165ZM181 195V194H180ZM219 195V194H218ZM231 195V194H229ZM20 196V195H19ZM18 196V197H19ZM35 195V205L34 207H39L42 203L51 202V196L41 195L37 196ZM79 196V195H77ZM89 196V195H88ZM144 196V195H143ZM156 196V195H155ZM158 196V197H159ZM162 196V195H161ZM168 196V195H167ZM177 196L178 200L179 197ZM174 196V197H175ZM191 196V195H190ZM196 196V195H195ZM213 196V195H212ZM211 196V197H212ZM254 196V195H253ZM96 197V196H95ZM95 197H91L95 200ZM150 197V196H149ZM183 197V196H182ZM189 197V196H188ZM194 197V196H193ZM28 198V197H27ZM60 198V197H59ZM62 198V197H61ZM82 198V197H81ZM80 198V199H81ZM100 199H104V197H99ZM98 198V199H99ZM152 198V196H151ZM160 198V197H159ZM167 198V197H163ZM162 198V199H163ZM169 198V197H168ZM176 198V197H175ZM191 198V197H190ZM255 198V196H254ZM18 199V198H17ZM70 199V197H69ZM73 199V198H72ZM79 201L81 202V200ZM97 199V200H98ZM172 199V198H171ZM194 199V198H193ZM24 200V199H23ZM54 200V199H53ZM56 200V199H55ZM62 200V199H61ZM76 200V199H75ZM165 200V199H164ZM175 200V199H173ZM182 200V199H181ZM192 200V199H191ZM197 199H195L196 201ZM222 200V201H223ZM260 200V198H259ZM65 201V200H64ZM74 199L71 201L73 202ZM77 200V202H79ZM99 201V200H98ZM101 201V200H100ZM169 200L167 199V202ZM185 201V200H184ZM202 201V198H201ZM217 201V200H216ZM25 202V201H22ZM21 202V203H22ZM53 202V201H52ZM56 202V201H55ZM68 202V201H67ZM70 202V201H69ZM92 202V201H91ZM103 202V201H101ZM155 202H158V204L161 207H152V204ZM182 202V201H181ZM17 203V202H15ZM76 203V202H75ZM185 203V202H184ZM192 203V202H190ZM201 203V202H200ZM223 203V202H222ZM14 204V201H13ZM78 204V203H77ZM81 203L80 205H82ZM86 204V203H85ZM175 204V203H173ZM180 204V203H179ZM227 204V205H228ZM25 205V204H24ZM61 205V204H60ZM64 205V203H63ZM69 205V204H65ZM74 205V204H73ZM69 205V207L73 206ZM97 205V204H95ZM94 205V206H95ZM157 205V204H156ZM181 205V204H180ZM179 205V206H180ZM188 205V203L186 204ZM200 205V204H199ZM225 205V203H224ZM226 205V206H227ZM76 206V205H75ZM74 206V207H75ZM83 206V205H82ZM86 206V205H85ZM90 207V205L88 204ZM99 206V205H97ZM154 206V205H153ZM171 206V205H170ZM175 206V205H174ZM133 208L132 210H129L127 208ZM177 207V204L176 206ZM238 207V206H235ZM247 207V206H246ZM248 207V208H249ZM52 208V207H51ZM57 208V207H56ZM78 208V206H77ZM82 208V207H81ZM102 208V207H100ZM98 208V209H100ZM108 208V207H107ZM126 208V209H125ZM142 208V209H143ZM170 208V207H167ZM183 208V207H182ZM188 208V207H187ZM206 208V207H204ZM240 208V207H239ZM31 209V208H30ZM35 209V208H33ZM55 209V208H54ZM92 209V206H91ZM95 209V208H94ZM109 209V208H108ZM110 209V210H112ZM246 209V208H245ZM13 213L19 214V215H25L28 213V211L25 209V207H21L19 205H15L13 208ZM11 210V212H12ZM36 210V209H35ZM39 210V209H38ZM48 210V209H47ZM58 210L61 209H57ZM85 210V209H84ZM146 210V209H144ZM147 210V211H148ZM172 210V207L171 209ZM169 210V211H170ZM180 210V208H179ZM186 210V209H185ZM188 210V209H187ZM196 210V209H195ZM207 210V208H206ZM236 210V209H235ZM31 211V210H30ZM51 211V210H50ZM53 211V208H52ZM56 211V209H55ZM66 211V210H65ZM94 211V210H92ZM99 210H97L98 213ZM105 212L107 210H104ZM143 211V210H142ZM174 211V210H172ZM181 211V210H180ZM210 211V210H209ZM64 212V211H61ZM112 212V211H111ZM115 212V211H114ZM117 212V211H116ZM150 212V213H151ZM152 212V214H153ZM171 212V211H170ZM195 212V211H193ZM200 212V210H199ZM203 212V211H202ZM229 212V213H226ZM241 212V210H240ZM245 212V211H244ZM252 212V210H251ZM49 213V211H48ZM87 213V212H86ZM96 213V214H97ZM113 213V212H112ZM136 213V212H135ZM140 213V212H138ZM137 213V214H138ZM149 213V214H150ZM158 213V214H159ZM172 213V212H171ZM175 213V212H174ZM174 213H172L174 215ZM211 213V212H210ZM242 213V212H241ZM29 214V213H28ZM69 214V213H68ZM103 214V213H102ZM114 214V213H113ZM150 214V215H152ZM155 214V213H154ZM153 214V216H154ZM167 214V213H166ZM187 214V213H186ZM185 214V215H186ZM190 214V213H189ZM194 214V213H193ZM204 214V213H203ZM212 214V213H211ZM253 214V215H254ZM51 217H56V214L54 212H51ZM105 215V214H104ZM120 215V214H118ZM117 215V217H118ZM140 215H142L140 213ZM156 215V214H155ZM171 215V214H170ZM177 215V213H176ZM179 215V214H178ZM184 215V214H183ZM182 215V216H183ZM249 215V214H248ZM63 216V215H62ZM70 216V214H69ZM73 214H71V217ZM75 216V215H74ZM99 216V215H98ZM121 216V215H120ZM137 216V215H135ZM148 216V215H147ZM161 216V215H160ZM181 216V215H179ZM181 216V217H182ZM189 217V215H186ZM198 216V215H197ZM32 217V216H31ZM30 217V218H31ZM66 217L67 216H63ZM84 217V216H83ZM92 217V216H91ZM100 217V216H99ZM126 217V216H125ZM145 217V216H144ZM149 217V216H148ZM152 217V216H151ZM156 217H159L158 215ZM166 217V216H165ZM184 217V216H183ZM194 217H196L194 215ZM207 217V215L205 216ZM80 218V217H79ZM87 218V217H86ZM89 218V217H88ZM93 218V217H92ZM101 218V217H100ZM109 218V217H105ZM121 218V217H120ZM139 218V217H138ZM150 218V217H149ZM154 218V217H153ZM162 218V217H161ZM169 218V217H168ZM185 218V217H184ZM209 218V217H207ZM52 219V218H51ZM58 219V218H56ZM55 219V220H56ZM115 219V218H114ZM155 219V218H154ZM158 219V218H157ZM163 219V218H162ZM161 219V220H162ZM166 219V218H164ZM163 219V220H164ZM171 219V218H170ZM192 218H189L190 221ZM197 219V218H196ZM210 219V218H209ZM212 219V218H211ZM214 219V218H213ZM6 220V219H5ZM25 220V219H24ZM59 220V219H58ZM66 221L64 218L61 219ZM119 220V219H118ZM121 220V219H120ZM138 220V219H137ZM143 220V218H142ZM146 220V219H145ZM149 220V219H148ZM147 220V221H148ZM168 220V219H166ZM194 220V219H193ZM206 220V219H205ZM10 221V220H9ZM75 221V220H74ZM77 221V219H76ZM81 221V220H80ZM91 221V220H90ZM89 221V222H90ZM123 221V220H122ZM125 221V220H124ZM123 221V222H124ZM130 221V220H129ZM141 221V220H140ZM181 221V220H180ZM196 221V220H194ZM209 221V220H208ZM60 222V221H59ZM73 222V221H72ZM83 222V221H82ZM88 222V223H89ZM106 222V221H105ZM109 222V221H108ZM104 226H107V223ZM114 222V221H113ZM131 222V221H130ZM129 222V223H130ZM136 222V221H135ZM151 222V221H150ZM149 222V223H150ZM172 222V220H169V223ZM175 222V218L174 221ZM172 222V223H173ZM188 222V221H187ZM205 222V221H204ZM203 222V223H204ZM217 222V221H216ZM56 223V222H55ZM62 223V222H61ZM66 223V222H64ZM68 223V221H67ZM115 223V222H114ZM153 223V222H152ZM151 223V224H152ZM177 223V222H176ZM181 223V222H180ZM197 223V222H196ZM199 222L198 224H200ZM71 224V223H70ZM74 224V223H73ZM93 224V223H90ZM104 224V223H100ZM133 224V223H132ZM154 224V223H153ZM207 224V223H206ZM213 222L211 223L212 226ZM218 224V222H217ZM52 225V224H50ZM68 225V224H67ZM78 226V224H76ZM113 225V223H112ZM111 225V226H112ZM115 225V224H114ZM139 225V224H138ZM143 225V224H142ZM141 225V226H142ZM147 225V224H145ZM162 225V224H161ZM166 225V224H165ZM183 225V223H182ZM185 225V223H184ZM188 225V224H187ZM210 225V224H209ZM208 225V226H209ZM215 225V224H214ZM53 226V225H52ZM57 226V225H56ZM87 226V224H86ZM91 226V225H90ZM97 226V225H96ZM110 226V225H109ZM140 226V228H141ZM149 226V225H148ZM152 226V225H151ZM151 226H149L151 228ZM156 226V225H155ZM173 226V225H172ZM201 226V225H200ZM216 226V225H215ZM219 226V225H218ZM221 226V225H220ZM223 226V225H222ZM61 227V226H60ZM70 227V225H69ZM73 227V226H72ZM83 227V226H81ZM89 227V226H88ZM135 227H138L137 224ZM148 227V228H149ZM187 227V226H184ZM193 227V225L191 226ZM195 227V226H194ZM199 227V226H198ZM205 227V226H204ZM56 228V227H55ZM66 228V227H65ZM86 228V227H85ZM92 230L87 232V237L84 239H76L73 238L71 235L73 233H66L67 236H64L61 238V242L59 243V246L64 247L67 250H75L74 253H76L75 257L69 260L68 262L71 263L75 259L78 260L80 256L86 255L89 257V262H94L98 258H104V256L107 257L106 254H111L114 257L113 251L111 250L112 247L107 246L106 242L110 241L111 238L114 237V233L103 234L98 235V231H96V227L92 225ZM111 228V227H108ZM143 228V227H142ZM144 228H147L146 226ZM143 228V229H144ZM161 228V227H160ZM178 228V227H177ZM179 228H182L180 225ZM206 228L208 229L207 225ZM214 228V227H213ZM219 228V227H218ZM57 229V228H56ZM62 229V228H61ZM69 229V228H68ZM88 229V228H87ZM130 229V228H129ZM153 229V228H152ZM151 229V230H152ZM162 229V228H161ZM164 229V228H163ZM172 229V228H170ZM169 229V230H170ZM190 229V227H189ZM197 229V228H196ZM205 229V228H204ZM70 230V229H69ZM78 230V229H76ZM80 230V229H79ZM78 230V231H79ZM82 230V229H81ZM79 232H82V231ZM90 230V228L88 229ZM102 230V229H101ZM114 230V229H112ZM117 230V229H116ZM133 230V229H132ZM147 230V229H146ZM157 230V229H156ZM166 230V229H165ZM168 230V229H167ZM166 230V231H167ZM39 231V230H38ZM49 231V230H48ZM75 231V230H74ZM103 231V230H102ZM118 231V230H117ZM124 231V230H123ZM148 231V230H147ZM159 231V230H157ZM190 231V230H188ZM192 231V230H191ZM198 231V230H196ZM210 230H208L209 232ZM225 231V232H224ZM251 231L252 236L256 237L259 240L254 245L250 238L247 236L248 232ZM52 232V231H50ZM55 232V231H54ZM52 232V233H54ZM59 232V231H56ZM85 232V230H84ZM122 232V231H121ZM135 232V231H134ZM146 232V231H143ZM142 232V233H143ZM201 232V231H200ZM203 232V231H202ZM207 232V231H206ZM210 232V233H212ZM224 232V233H223ZM39 233V232H38ZM86 233V232H85ZM103 233V232H102ZM100 233V234H102ZM133 233V232H132ZM171 233V232H170ZM175 232L171 233L174 234ZM177 233V231H176ZM187 233V232H186ZM198 233V232H196ZM63 235L65 234L62 233ZM124 234V233H123ZM149 234V233H148ZM147 234V236H149ZM189 235V233H187ZM206 234V233H205ZM46 234H43V236ZM74 235V234H73ZM79 235V234H78ZM126 235V234H124ZM133 235V234H131ZM140 235V234H137ZM134 235V236H137ZM156 235V234H155ZM195 235V234H194ZM209 235V234H208ZM207 235V238H208ZM211 235V234H210ZM213 235V234H212ZM228 235V236H227ZM37 236V235H36ZM51 236V235H50ZM83 236V235H82ZM86 236V235H85ZM133 236V237H134ZM152 236V235H150ZM149 236V237H150ZM191 236V235H190ZM196 236V235H195ZM203 236V235H202ZM17 237V236H16ZM15 237V238H16ZM48 237V236H47ZM46 237V238H47ZM75 237V236H74ZM124 237V236H123ZM128 237V236H127ZM132 237V238H133ZM140 237L143 238V235ZM139 237V238H140ZM165 237V236H164ZM180 237V236H178ZM186 237V236H185ZM205 237V236H203ZM213 236H210V238ZM118 238V237H117ZM136 238V237H135ZM145 238V237H144ZM234 238V237H233ZM50 239V238H49ZM127 239V238H126ZM137 239V238H136ZM151 239V238H150ZM158 239H161L158 238ZM157 239V240H158ZM178 239V238H177ZM180 239V238H179ZM184 239V238H183ZM202 239V238H201ZM214 239V237H213ZM237 239V238H236ZM255 239V238H254ZM35 240V239H34ZM38 240V239H37ZM113 240V239H112ZM130 240V239H128ZM143 240V239H142ZM148 240V239H147ZM170 240V239H169ZM172 240V239H171ZM170 240V241H171ZM191 240V239H190ZM205 241V239H203ZM209 240V239H208ZM218 241L217 239H215ZM234 240V239H233ZM42 241V240H41ZM57 241V240H56ZM131 241V240H130ZM136 241V240H135ZM164 241V240H163ZM176 241V239H175ZM221 241V240H220ZM43 242V241H42ZM41 242V243H42ZM45 242V241H44ZM43 242V243H44ZM126 242V241H125ZM133 242V239H132ZM145 242V240L143 241ZM166 242V241H165ZM164 242V243H165ZM174 242V241H173ZM199 242V241H198ZM201 242V241H200ZM224 242V241H221ZM248 242V243H249ZM120 243V242H119ZM137 243V242H136ZM171 243V242H170ZM35 244V243H34ZM47 244V243H46ZM52 244V243H51ZM118 244V243H117ZM122 244V243H121ZM125 244V243H124ZM146 244V243H145ZM163 244V242H162ZM200 244V243H199ZM198 244V245H199ZM208 244V243H205ZM250 244V245H251ZM119 245V244H118ZM133 245V244H132ZM135 245V244H134ZM137 245V244H136ZM135 245V246H136ZM139 245V244H138ZM137 245V246H138ZM144 245V244H143ZM158 245V244H157ZM203 245V242H202ZM233 245V244H232ZM44 246V245H43ZM141 246V245H140ZM172 246V245H171ZM179 246V242H178ZM191 246V244H190ZM197 246V245H195ZM194 246V247H195ZM204 246V245H203ZM47 247V246H45ZM133 247V246H132ZM148 247V244H147ZM153 247V246H152ZM198 247V246H197ZM235 247V245H234ZM239 247V245H238ZM51 248V247H50ZM59 248V247H58ZM114 248V247H113ZM124 248V247H123ZM126 248V247H125ZM128 248V246H127ZM131 248V246H129ZM136 248V247H134ZM157 248V247H156ZM173 248V247H172ZM175 248V247H174ZM183 248V247H182ZM200 248V247H199ZM198 248V249H199ZM45 249V248H44ZM56 249V248H55ZM63 249V248H61ZM117 249V248H116ZM132 249V248H131ZM130 249V250H131ZM142 249V248H141ZM146 249V248H145ZM144 249V250H145ZM158 249V248H157ZM181 249V248H179ZM188 249V248H187ZM191 249V248H190ZM193 249V248H192ZM52 250V249H51ZM50 250V251H51ZM127 250V249H126ZM139 250V249H138ZM172 250V249H171ZM178 250V249H177ZM234 250V249H233ZM243 251L242 249H240ZM38 251V250H37ZM132 251V250H131ZM161 251V250H160ZM168 251V250H167ZM184 252V249L181 250ZM180 251V252H181ZM190 251V250H189ZM239 251V250H238ZM63 252V251H62ZM65 252V251H64ZM143 252V251H142ZM139 252V253H142ZM146 252V251H145ZM155 252V251H154ZM166 252V251H165ZM248 252V251H247ZM120 253H122L120 251ZM131 253V252H130ZM172 253V252H171ZM185 253V252H184ZM187 253V252H186ZM246 253V252H245ZM44 254V253H43ZM58 254V253H57ZM67 254V253H66ZM69 254V252H68ZM164 254V253H163ZM251 253L248 254V256ZM20 255V254H19ZM35 255V254H34ZM56 255V254H55ZM97 255V256H96ZM119 255V254H118ZM126 256H132L134 257H142L140 254H129L125 252ZM170 255V253H169ZM31 256V255H30ZM72 256V255H71ZM121 256V255H120ZM165 256H168L165 254ZM164 256V258H165ZM178 256V255H177ZM179 256V258H180ZM200 256V258H199ZM247 256V257H248ZM29 257V256H28ZM51 257V256H50ZM58 257V256H57ZM61 257V256H60ZM66 257V256H65ZM64 257V258H65ZM153 257V256H152ZM162 257V256H161ZM242 257V258H241ZM63 258V257H62ZM101 258V259H102ZM128 258V257H127ZM130 258V259H133ZM251 258V255H250ZM258 258V257H257ZM115 259V258H114ZM113 259V260H114ZM156 259V258H155ZM171 259V258H170ZM169 259V260H170ZM178 260V258H176ZM210 259V258H208ZM24 260V259H23ZM46 260V259H45ZM80 260V259H79ZM128 260V259H127ZM134 260V259H133ZM131 260V261H133ZM137 260V259H136ZM141 260V259H140ZM139 260V261H140ZM144 261V259H142ZM141 260V261H142ZM146 260V259H145ZM148 260V258H147ZM165 260V259H164ZM248 260V258H247ZM252 260V259H250ZM42 261V260H41ZM44 261V260H43ZM58 261V260H57ZM99 261V260H98ZM130 261V260H129ZM149 261V260H148ZM151 261V260H150ZM160 261V260H158ZM171 261V260H170ZM253 261V260H252ZM14 262V261H13ZM40 262V261H38ZM51 262V261H50ZM49 262V264H51ZM106 262V261H105ZM117 262V261H116ZM123 262V261H122ZM137 262V261H136ZM154 262V261H153ZM166 262V261H163ZM211 262V261H210ZM248 262V261H247ZM264 262V261H262ZM54 263V262H53ZM58 263V262H56ZM87 263V261H86ZM133 263V262H132ZM157 263V262H156ZM204 263V262H203ZM214 263V262H212ZM98 264V263H97ZM109 264V263H108ZM118 264V263H116ZM121 264V263H119ZM131 264V263H130ZM149 264V263H147ZM170 264V263H169Z\"/></svg>", "mask_w": 264, "mask_h": 264}]
</instances>
